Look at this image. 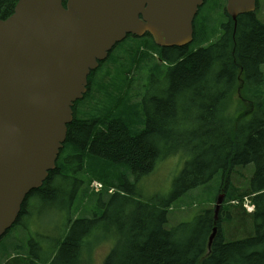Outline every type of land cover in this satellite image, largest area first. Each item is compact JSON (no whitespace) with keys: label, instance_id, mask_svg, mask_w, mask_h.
I'll list each match as a JSON object with an SVG mask.
<instances>
[{"label":"trees","instance_id":"1","mask_svg":"<svg viewBox=\"0 0 264 264\" xmlns=\"http://www.w3.org/2000/svg\"><path fill=\"white\" fill-rule=\"evenodd\" d=\"M18 1L0 0V21L13 15ZM227 14L226 20L204 18L189 46L154 47L148 35L143 40L157 57L142 53L139 75L119 71L124 81L109 82L106 74V88H88L84 100L90 102L74 105L56 170L26 198L12 230H24L33 199L68 212L79 202L82 214L62 213L69 226L54 239H18L3 250L0 264H85V256L92 264L93 244L85 239L101 221L113 241L103 264H264V23L251 12L239 16L235 27ZM124 52L119 61L128 65ZM180 154L186 158L183 164L178 157V171L183 167L169 195L144 201L140 181ZM252 164L249 185L241 170ZM217 176L219 195L226 198L217 218L215 199L192 221L167 229L173 205ZM93 182L102 185L99 192ZM56 197L64 204L53 203ZM245 198L255 207L252 214ZM40 244L50 249L49 257H38Z\"/></svg>","mask_w":264,"mask_h":264},{"label":"water","instance_id":"2","mask_svg":"<svg viewBox=\"0 0 264 264\" xmlns=\"http://www.w3.org/2000/svg\"><path fill=\"white\" fill-rule=\"evenodd\" d=\"M227 1L233 20L256 10V0ZM203 2L19 0L14 14L0 21V240L29 192L55 170L72 107L105 51L135 31L151 33L163 47L189 45ZM224 199H217L216 214Z\"/></svg>","mask_w":264,"mask_h":264},{"label":"rangeland","instance_id":"3","mask_svg":"<svg viewBox=\"0 0 264 264\" xmlns=\"http://www.w3.org/2000/svg\"><path fill=\"white\" fill-rule=\"evenodd\" d=\"M211 3L208 2V4L204 8L200 9V12L198 14L199 22L204 21L205 17L208 18L210 17L208 9L212 12V9L210 8ZM212 15H215V13H212ZM222 15H223L222 11L216 12V16H222ZM258 17L264 22V3L262 5V8L259 10ZM221 20H226V18L222 16ZM107 65H109L108 62ZM141 65L144 66V64ZM104 71H105V75L106 74L109 75L108 76L109 82L110 80L115 79V77H117L120 81H124L120 77H118L117 72L116 73L112 72L108 68H106ZM178 157L180 158L181 162L184 164V160L186 158L184 155L180 154L178 156H170L165 160L159 162L156 171L151 175L147 176L145 179H143L144 182L140 181L139 186H140V190L143 193L144 201H148V199L150 198H166L169 195V193L173 189V181L183 167L182 166L181 169L178 171L180 165L178 161ZM254 172H255V166L253 164L241 170L243 178H245L246 183L249 185L252 182ZM245 180H243V185L245 183ZM221 181H222V177L217 176L210 185L194 190L188 193L187 195H185L184 197L180 198L173 205L172 210L169 212V221L168 224L166 225V228L171 229L181 223L190 222L195 217L200 215L203 212V210L208 208L209 204L215 199H217V197L219 196ZM52 202L58 204L63 203L64 198L56 197L55 199L52 200ZM233 203L235 202L233 201L232 204ZM223 206H224V202L220 210H222ZM212 207H215V204L212 205ZM44 209H49V207L44 204H40L39 206H37L36 203L30 204L27 209V211L30 210L29 211L30 215L24 221L25 225L28 226L30 219L32 218L33 221L31 223V230L36 231L38 229V233L43 235L40 236L41 238L47 236L46 238L54 239L61 233L62 229H66L69 226V224H64V221L56 216L58 213L61 214L71 213V216L75 214H77V216H81L82 214L81 211L78 212V209H81V203L79 202L75 204V211L73 212L55 210V209H51L49 210V212L48 211L45 212ZM61 217L64 218V216ZM38 220H39V227H38ZM72 222H74V220ZM249 223H251V221ZM43 229L44 231H42ZM248 229L249 232L251 233L252 231L250 229V225ZM72 230L73 228L70 231ZM92 232H93L92 235L85 239L88 241L89 244L90 243L93 244V256L91 257V262L92 264H103V260L105 259V257L110 252L113 246V241L112 240L110 241L106 238L107 234L104 228L103 221H101V224L96 228H94ZM241 234L242 233H239L238 235ZM22 237H26V236L21 234L20 238ZM18 239L19 238L16 237L15 229L10 234H7L5 238L0 242V257L2 255L3 250L5 248H11L13 244L16 241H18ZM238 239H242V237H238L235 240ZM86 260L87 258L85 256V264H88ZM39 264H44V263L39 261Z\"/></svg>","mask_w":264,"mask_h":264},{"label":"flooded vegetation","instance_id":"4","mask_svg":"<svg viewBox=\"0 0 264 264\" xmlns=\"http://www.w3.org/2000/svg\"><path fill=\"white\" fill-rule=\"evenodd\" d=\"M107 62V61H106ZM106 62L103 64V69L105 70L106 69ZM95 80V76L91 79V84H90V88H92V85H93V82ZM84 106V105H82ZM81 106V107H82ZM89 107V106H88ZM83 111V110H82ZM78 112H79V109H78ZM73 222L70 223V225H72Z\"/></svg>","mask_w":264,"mask_h":264}]
</instances>
